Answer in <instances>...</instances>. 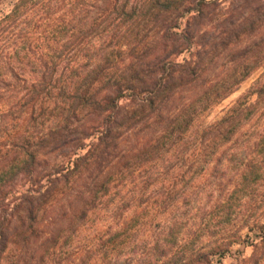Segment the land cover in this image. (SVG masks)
<instances>
[{"label":"trees","instance_id":"16d2710c","mask_svg":"<svg viewBox=\"0 0 264 264\" xmlns=\"http://www.w3.org/2000/svg\"><path fill=\"white\" fill-rule=\"evenodd\" d=\"M231 3L17 0L0 19V264H214L253 230L264 264V0Z\"/></svg>","mask_w":264,"mask_h":264},{"label":"rangeland","instance_id":"374dc122","mask_svg":"<svg viewBox=\"0 0 264 264\" xmlns=\"http://www.w3.org/2000/svg\"><path fill=\"white\" fill-rule=\"evenodd\" d=\"M222 2V5L229 6L231 5V8L233 7V4L231 3V0H220ZM17 2V0H3L0 4V19L5 16L8 12H10L14 6V4ZM178 60H182V56L178 58ZM261 70L255 72L249 79H247L245 82L242 83V85L239 87L238 90H236L234 93H232L228 98L224 99L222 102H220L218 105L214 106L211 111L208 113L206 121L212 122L216 119H219L225 112V110L231 106L234 102H236L251 86V84L255 81V79L259 76V73ZM252 131V130H251ZM250 131V132H251ZM246 139H248L247 135H241L239 137L238 141H240L239 144L245 143ZM243 151V150H242ZM241 150H239L240 153H242ZM48 158H54L52 155H48ZM29 185L24 184L23 182L19 181V183L16 185L14 193L9 195V198L7 201H12L16 196L20 195L21 193H24L27 191ZM15 201H12L14 203ZM12 206V205H10ZM21 211L17 212V214L13 217L14 224H17L21 220ZM51 215V212H49ZM47 215V214H46ZM48 218V217H47ZM264 219V218H263ZM47 220V219H46ZM244 221V220H243ZM45 224V222H44ZM235 224H237V220H235ZM244 225V224H243ZM53 226L47 223L45 225L46 230H50ZM93 231V230H91ZM246 228H243V233H245ZM262 232L260 230H253L249 232V236L246 237L245 240H242L241 242L233 245L229 252H227L226 256L223 257L221 261L217 260L214 264H247V259L251 257L255 250L254 243L259 241L261 239ZM89 234L86 233V231H83V234L78 238L79 242L77 245H81L82 249L87 250L85 247L87 246V239ZM76 241V240H75ZM38 247V242H34L30 246V250L33 252ZM15 250V248H14ZM14 253H17L14 251ZM71 256L68 258L69 260L65 261V264H74L79 261L78 258H76L75 255L70 254ZM15 256L10 257L11 260L15 259Z\"/></svg>","mask_w":264,"mask_h":264}]
</instances>
